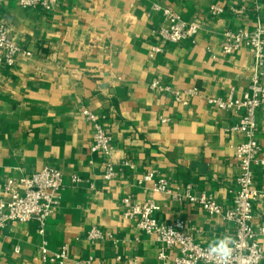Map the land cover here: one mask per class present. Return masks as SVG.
<instances>
[{"label": "crops", "instance_id": "crops-1", "mask_svg": "<svg viewBox=\"0 0 264 264\" xmlns=\"http://www.w3.org/2000/svg\"><path fill=\"white\" fill-rule=\"evenodd\" d=\"M154 4L172 8L202 28L190 39L170 42L159 33L166 21ZM211 5L224 9L219 15ZM264 28V0H59L50 11L24 9L0 0V25L29 56L0 64V200L9 178L46 165L59 168L63 186L44 230L35 219L9 222L0 230V264H173L176 248L159 257L153 236L125 216L124 198L154 199L161 222L184 221L185 231L207 245L235 225L185 198L188 185L223 208L233 204L239 167L235 146L243 136L233 126L241 113L214 106L209 98L247 90L254 56L248 46L222 51L226 28ZM161 51L150 56L152 48ZM160 81L183 93L153 89ZM197 89L194 95L186 94ZM82 108L96 113L112 136L115 176L105 179L109 158L92 152L93 126ZM257 142L264 152V110L257 112ZM127 162V164H125ZM154 171L176 196L139 180ZM73 176L79 179L75 181ZM254 185L264 190V169L254 167ZM252 223L264 226V198ZM92 226L103 238L90 241ZM257 240L263 245L261 235ZM67 247L63 262L44 260ZM259 264H264V258Z\"/></svg>", "mask_w": 264, "mask_h": 264}, {"label": "built area", "instance_id": "built-area-1", "mask_svg": "<svg viewBox=\"0 0 264 264\" xmlns=\"http://www.w3.org/2000/svg\"><path fill=\"white\" fill-rule=\"evenodd\" d=\"M59 0H19V5L24 9L40 8L52 10ZM153 9L161 12L166 25L161 27V37L170 42H180L192 38L201 28L202 23L197 20H186L172 8L154 4ZM224 9L218 5H211L210 12L215 15L223 13ZM248 46L254 56V65L247 90L242 96H235L233 91L226 96L212 97L208 102L219 108L241 113L239 122L233 130L242 134L243 140L235 146V160L239 167L236 178V189L233 204L223 208L216 200L204 194L196 196L191 185H188L185 198L191 202L200 203L212 215H219L224 220L235 225L232 237L237 241L230 264H259L264 258L263 245L257 240L261 235L264 242V226L257 232L253 226V206L259 197L264 198V190L254 185V167L264 169V152H262L257 139V112L264 110V28L258 24L249 28H226L222 32V51L225 54L238 50L241 46ZM161 51L154 46L150 56ZM31 52L21 48L10 36L6 26L0 25V64L13 66L18 56H29ZM153 89L172 91L170 86L162 85L160 81L151 83ZM174 98L179 102H186L183 93L172 91ZM186 94L194 95L197 89H189ZM84 118L93 126L92 152H99L109 158L105 179L115 176L116 170L111 160L112 136L108 129L100 123L99 116L87 108H82ZM127 164V162H125ZM77 181L79 178L73 176ZM152 182V189L176 196L167 178L157 176L154 171L146 173L139 183ZM63 186L62 171L52 165H46L41 170L19 179L9 178L4 189L10 193L8 200H0V230L9 222H27L35 219L41 225V231L47 218L51 215L58 203L59 192ZM126 207L125 216L136 221L137 226L153 236L159 244V257L163 260L169 258L166 249L176 248L177 254L173 257V264H219L207 254V245L197 242L185 231L183 220L173 223L161 222L157 217L160 206L154 199L142 203L131 202L129 198L123 199ZM103 231L97 226H92L87 232V238L95 241L103 238ZM44 260L63 263L67 258V247L63 246L61 252L48 257L46 247H41ZM132 264H138L136 260Z\"/></svg>", "mask_w": 264, "mask_h": 264}, {"label": "clouds", "instance_id": "clouds-1", "mask_svg": "<svg viewBox=\"0 0 264 264\" xmlns=\"http://www.w3.org/2000/svg\"><path fill=\"white\" fill-rule=\"evenodd\" d=\"M237 241L229 234H224L209 241L208 256L218 260L219 264H230Z\"/></svg>", "mask_w": 264, "mask_h": 264}]
</instances>
